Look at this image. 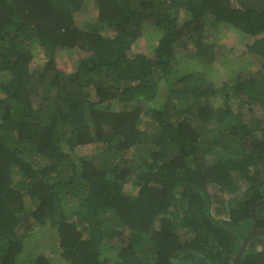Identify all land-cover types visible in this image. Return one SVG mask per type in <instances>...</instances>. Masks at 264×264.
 Instances as JSON below:
<instances>
[{"label": "trees", "instance_id": "obj_1", "mask_svg": "<svg viewBox=\"0 0 264 264\" xmlns=\"http://www.w3.org/2000/svg\"><path fill=\"white\" fill-rule=\"evenodd\" d=\"M89 1L0 0V264H19L26 241L47 226L65 264H232L248 232L264 228V203L253 212L264 199V117L243 123L210 98L231 90L264 108V63L230 88L214 86L179 71L174 0H93L97 19L80 26L76 13ZM188 1L207 32L255 37L248 50L264 58V0ZM173 16L162 71L129 53L149 18L161 27ZM201 35L187 32L196 49L187 57L210 64L215 43ZM63 52L90 59L68 71ZM144 111L151 132L140 128ZM213 122L228 144L210 140ZM93 144L100 149L79 154ZM263 256L257 234L239 264ZM53 261L39 254L34 264Z\"/></svg>", "mask_w": 264, "mask_h": 264}, {"label": "rangeland", "instance_id": "obj_2", "mask_svg": "<svg viewBox=\"0 0 264 264\" xmlns=\"http://www.w3.org/2000/svg\"><path fill=\"white\" fill-rule=\"evenodd\" d=\"M174 1L175 5L178 4L177 6H180L177 17V20L181 23V28L178 29L180 41L176 45L177 59L180 60V73H192L193 78H203L205 81H211L214 86H228L230 88L233 84H236L240 75L249 77L251 75H255L258 70L263 68L264 58L259 54L249 51L247 47L255 40V37L246 36L234 29L219 30L224 32L221 36L210 33V30L207 32V27L203 24V17L199 19V15L193 14L187 9V7H185L187 0ZM136 2H139V0ZM189 2L191 3V0L188 1V5ZM97 14V6L94 1L91 0L87 2L82 11H78L76 13V23L80 26L91 22L94 23L97 19ZM173 19L174 16L169 23L161 27H157L154 24V20L149 18L145 24V35L132 46L129 53L138 59H142L144 63L152 65H156V62L159 60L168 58L166 43L168 34L175 29L173 26ZM189 31H194L195 34H199V36H202L201 34H203L209 42L215 43V53L212 63L206 64L198 62V59L195 60L187 57L190 50H196L192 43L193 39H187V32ZM108 33L112 35L114 34V31L109 30ZM205 34H207V36ZM186 43L189 46L188 48L185 47ZM88 59H90L89 53L83 52H75L72 54H65L63 52L60 56H58L59 66L68 71H73L75 64H78L77 62ZM42 62V58L37 57L33 62V67H39ZM156 66L158 70L162 71L160 66ZM1 74L3 75V73ZM225 98H229L228 102L225 101ZM163 101L164 100H162V102ZM168 101L172 105L177 104L178 102L174 96H172ZM210 103L214 108L223 107L231 113H241L244 116L243 123L246 124L252 125L256 123L258 119H262L264 117V108L262 105L246 101L244 98L236 96L233 91L231 92V90H228L226 96L219 95L217 97H211ZM140 128L146 132L155 130L154 120L150 112H143L140 121ZM219 128L220 126L218 123L213 122L208 132L210 140L231 139L230 135L227 136L228 138L224 137L226 134L223 135ZM257 138L262 139L263 137L259 133L257 134ZM99 149L100 147L93 144L81 147L78 149V152L79 154H85L92 150L97 151ZM217 151L220 152L222 150L217 148ZM216 156L217 155L215 154H210L204 158L201 161L203 167L205 168L215 163L217 160ZM260 169L264 173L262 165ZM131 190L132 188L128 186L127 191L130 192ZM211 191L217 192L225 199L232 195L229 192H219L217 188H211ZM56 236V232L52 227H41V229H39L26 241L25 248L19 257V264H34V259L39 254H46L52 261L54 260L56 264H65L64 260L60 257V248L58 247ZM31 252L32 256H30ZM107 254L114 259L116 253L115 250L111 249L107 251Z\"/></svg>", "mask_w": 264, "mask_h": 264}, {"label": "water", "instance_id": "obj_3", "mask_svg": "<svg viewBox=\"0 0 264 264\" xmlns=\"http://www.w3.org/2000/svg\"><path fill=\"white\" fill-rule=\"evenodd\" d=\"M262 203H264V199H261L258 202H256L253 206V212H255L257 205L262 204ZM257 234H264V228H256V229H253V230L248 232V234H247L246 238L244 239L240 249L238 250L232 264H239L245 250L247 249V246L249 244L251 237L254 235H257ZM263 262H264V256H263Z\"/></svg>", "mask_w": 264, "mask_h": 264}, {"label": "flooded vegetation", "instance_id": "obj_4", "mask_svg": "<svg viewBox=\"0 0 264 264\" xmlns=\"http://www.w3.org/2000/svg\"><path fill=\"white\" fill-rule=\"evenodd\" d=\"M239 134V133H238ZM235 136H237V138H239V136L238 135H235ZM214 140V142H225L226 144H228L230 141H231V139H213ZM237 141H239L238 139H237ZM218 144V143H217ZM216 144V145H217ZM219 146V148L218 149H221V147H220V144L218 145ZM216 152L215 153H212V154H215V155H217L216 157H217V159H218V151H217V148H216V150H215ZM219 153H221V152H219ZM217 161V160H216ZM259 167H261V165H259Z\"/></svg>", "mask_w": 264, "mask_h": 264}]
</instances>
